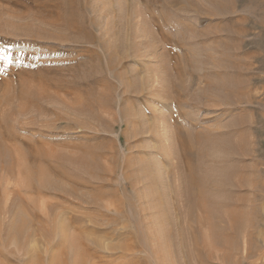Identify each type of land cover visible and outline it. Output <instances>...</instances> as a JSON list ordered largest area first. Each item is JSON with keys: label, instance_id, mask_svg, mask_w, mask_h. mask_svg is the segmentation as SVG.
I'll list each match as a JSON object with an SVG mask.
<instances>
[{"label": "rangeland", "instance_id": "obj_1", "mask_svg": "<svg viewBox=\"0 0 264 264\" xmlns=\"http://www.w3.org/2000/svg\"><path fill=\"white\" fill-rule=\"evenodd\" d=\"M0 264H264V0H0Z\"/></svg>", "mask_w": 264, "mask_h": 264}, {"label": "snow or ice", "instance_id": "obj_2", "mask_svg": "<svg viewBox=\"0 0 264 264\" xmlns=\"http://www.w3.org/2000/svg\"><path fill=\"white\" fill-rule=\"evenodd\" d=\"M3 58H4V59H8V57H7V56H4Z\"/></svg>", "mask_w": 264, "mask_h": 264}]
</instances>
